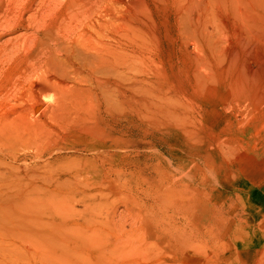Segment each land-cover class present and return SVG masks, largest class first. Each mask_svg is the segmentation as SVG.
<instances>
[{"label":"bare ground","instance_id":"6f19581e","mask_svg":"<svg viewBox=\"0 0 264 264\" xmlns=\"http://www.w3.org/2000/svg\"><path fill=\"white\" fill-rule=\"evenodd\" d=\"M219 9L224 19L239 21L248 38L264 41V0H0V198L39 193V179L56 184L45 192L61 193L59 184L71 186L83 176L84 162L102 184L77 190L79 202L115 193L116 179L134 175L142 163L149 166L147 153L136 154L140 147H164L166 140L157 133L172 135L169 146L186 149L194 158L206 147L203 134L174 116L164 97L138 84L135 63L151 59L158 47H150L144 27L156 29L173 46L185 48L186 35L194 49L222 54L229 41ZM216 32L223 34L218 43ZM51 90L54 97L46 98ZM150 133L154 141L144 140ZM172 153L173 165L182 158ZM56 163L58 171L46 170ZM175 172H160V185L147 187L146 211L139 214L149 236L154 244L176 248L193 247L199 237L215 242L213 224L222 217L205 202L198 211L182 203L185 195L178 192ZM232 217L227 226L234 230ZM8 220L20 225V239L32 235L43 242L37 244L50 262L76 254V247L54 242L64 221L47 220L36 228L35 219L18 213ZM208 247V258L218 255L212 244ZM96 250L84 251V261L133 264L109 257L105 248Z\"/></svg>","mask_w":264,"mask_h":264},{"label":"rangeland","instance_id":"374dc122","mask_svg":"<svg viewBox=\"0 0 264 264\" xmlns=\"http://www.w3.org/2000/svg\"><path fill=\"white\" fill-rule=\"evenodd\" d=\"M218 15L229 41L222 54L211 48L194 49L186 35L181 40L185 48L173 46L156 29L144 27L150 47H158L151 51V59L141 61L140 57L135 63L138 84L150 88L154 96L164 97L174 116L183 117L203 134L206 147L202 153L198 151L193 158L188 150L180 152L169 146L172 135L157 133L166 140L164 147L154 143L140 147L136 154L147 153L149 166L145 169L142 163L134 175L116 179L115 193L80 203L77 190H93L102 184L93 175V166L84 162L83 176L71 186L59 184L56 190L61 193L45 192L56 184L39 179V193L0 198V264H54L42 253L38 244L43 242L32 235L27 240L17 236L20 225L8 220L15 213L35 219L36 228L47 220L65 222L54 242L76 247V254L69 260L58 259L57 264H91L84 261V251L96 253L99 248L107 249L109 257L133 264H264V215H256L264 212V41L248 38L241 23L224 19L221 9ZM222 35L216 32L217 43ZM45 96L51 99L54 91ZM144 140L154 141L152 133ZM172 152L182 158L173 165ZM50 168L60 169L56 163L39 171ZM174 171L178 192L185 195L180 198L182 203L193 204L198 211L205 202L222 217L213 224L215 242L208 244L199 237L193 247L176 248L161 241L154 244L149 236L144 214H139L146 211L147 187L151 182L160 185V172ZM231 217L236 219L234 230L227 226ZM211 244L218 255L208 258Z\"/></svg>","mask_w":264,"mask_h":264}]
</instances>
